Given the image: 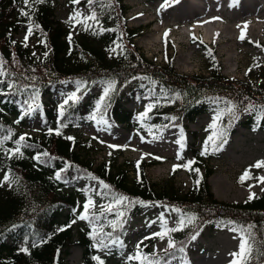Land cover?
Masks as SVG:
<instances>
[{"label": "trees", "instance_id": "16d2710c", "mask_svg": "<svg viewBox=\"0 0 264 264\" xmlns=\"http://www.w3.org/2000/svg\"><path fill=\"white\" fill-rule=\"evenodd\" d=\"M79 3L90 15L94 11L97 20L82 21L81 33L75 35L72 28L56 20L57 0L43 3L29 0L30 6L24 0H0V58L6 73L0 76V139L3 140L0 181H4L5 175L14 181H4L8 190L0 184V264H69L67 259L73 246L83 249L84 264H98L93 259L101 250L95 247L96 239L110 244L103 236L107 233L122 242L116 251L120 256L127 253V264H142V261L148 264L145 256L153 262L159 260L160 264L173 259L186 261L191 237L208 225L243 229L244 235L251 225L254 247L264 251V194L241 205H226L215 199L210 186L213 175L210 162L221 158V151L236 133V127L264 128V88L225 79L217 55L212 51L209 61L213 75L207 79L180 76L172 67L151 64L134 48L136 30L127 26L123 0H94L92 5L88 0H80ZM22 11L28 15H22ZM29 25L31 33L38 38L36 51L40 56L16 39L21 31H29ZM135 78H144L147 84H136L126 92L125 88ZM65 82L72 86L73 94L79 99L75 103L69 101L61 115L60 106L50 97ZM109 83L114 84V90L104 97ZM154 85L158 86V92L153 90ZM99 86L104 87L103 92L92 94L91 90ZM86 94L89 98L84 102ZM46 98L48 101L44 102ZM124 100L146 102L139 111L130 112L124 108ZM25 101L32 103L35 111L27 112ZM144 113L147 115L140 119ZM35 115L43 118V135L26 137L19 145L22 156L9 153L8 149L18 147L16 141L23 135L21 128L25 121ZM203 115L213 121L203 130L204 145L193 149L183 162L186 165L194 161L188 168L182 165L191 181L185 194L176 192L173 186L160 187L151 181L147 171L159 163L141 161L139 169L137 162L96 165L87 156L88 151L84 148L79 151L84 147L81 142L67 139L82 125L94 124L105 117L137 135H145L174 127L185 129V122L194 123ZM57 130L61 135H56ZM206 144L207 153L202 154ZM45 152L49 155H43ZM37 155L39 160L35 159ZM91 181H103L109 187L92 188ZM119 196L144 204L116 205L115 199ZM89 199L95 205L87 213L91 223L84 220L85 226L76 232L73 221H83L78 217L84 214V205ZM109 204L113 205V211L101 215L102 207L98 206L106 208ZM145 205L174 212V227L178 226L180 216L172 209L178 208L198 219L193 224L186 222L182 230L166 234L176 245L166 253H153L152 242L131 249L123 241V228ZM120 211L125 213L122 219L126 222L113 229L110 222L116 220L119 225L116 213ZM93 229H96V239ZM25 248L27 252L23 251ZM181 248L183 252L179 251ZM137 254L141 259H128ZM102 260L109 264L108 259ZM250 264H264V256H258Z\"/></svg>", "mask_w": 264, "mask_h": 264}, {"label": "rangeland", "instance_id": "374dc122", "mask_svg": "<svg viewBox=\"0 0 264 264\" xmlns=\"http://www.w3.org/2000/svg\"><path fill=\"white\" fill-rule=\"evenodd\" d=\"M123 1L127 8V26L136 30L134 48L149 63L160 67H172L180 76L207 79L213 75L208 53L211 50L217 55L225 79L264 88V0H179V3L174 0ZM75 13L80 15L74 16ZM205 14H210L213 18L200 19L199 26L196 25L195 23L199 21L198 17ZM89 15L87 9L79 3H73V0H57L56 20L65 27L72 28L71 32L75 35L81 33V22ZM242 33L243 40L240 39ZM26 36L27 41H25ZM16 39L26 43L34 51L39 49L38 38L32 33L29 34L27 30L21 31ZM35 53L40 56L39 52ZM11 67L17 68L15 65ZM136 84L145 86L147 82L144 78L133 79L125 91L128 92ZM103 88L99 86L92 92L99 94L103 92ZM153 90L158 92V86L154 85ZM72 95V86L64 84L57 87L50 99L60 106ZM88 98L89 95L84 96L83 101ZM45 101L48 99L46 98ZM76 101L78 100L73 102ZM145 102L146 100L142 103L124 100L123 104L125 110L136 112L145 106ZM102 120H107L108 124L98 121L94 124L82 125L69 134V137L83 144L84 147H80L79 151L83 148L88 151L87 156L95 161L96 165L107 163L119 166L141 161L159 163L147 171L151 181L160 187L173 186L174 190L181 194L188 192L191 181L182 168V161L191 156L190 151L204 145L206 134L203 130L211 123L210 116H201L194 124L185 122L184 125H188L186 130L171 129L165 133L159 131L144 136H137L132 129L124 125L111 123L108 117ZM42 124L41 116H31L25 121L21 133L28 138H39L44 133ZM194 134L198 136L195 137ZM257 135L263 138L261 142L264 143V130L251 131L242 126L237 127L233 140L222 150L221 158L210 162L213 170L210 186L218 202L226 205H241L252 193H255L253 198L264 194V183L259 179L264 177V167H251L256 164L252 161L253 164L247 162L248 166L235 161L241 152V155L246 156L243 162L247 161L248 156L243 153L242 146L239 149V143L236 142L240 138L245 139L246 142L253 139L254 142L250 143L256 144ZM254 146L256 145L252 147ZM257 151H259L257 155H261L264 159V144ZM174 165L180 167L174 171ZM246 169H250L251 178L245 177L244 183L241 184L240 177ZM0 184L6 185V190L9 189L4 181H0ZM90 186L97 188L102 187V184L92 181ZM224 187L227 188L226 191ZM161 213L168 221V228H173L174 212L149 205L125 225L126 245L136 249L138 245L152 242L153 253L170 251L172 248L168 247L169 236L165 235L161 239L153 235L163 231L159 219ZM85 224V221L77 222L74 225L76 232ZM239 243L240 235L231 228L206 227L195 240H192L188 248L187 261L182 263L173 260L170 264H231L234 258L230 254L239 251ZM117 247L118 244L111 245L110 249L101 251L100 258H109V264H125L126 253L120 256L116 251ZM67 261L69 264H84L83 250L79 246H73Z\"/></svg>", "mask_w": 264, "mask_h": 264}, {"label": "snow or ice", "instance_id": "6c2138e0", "mask_svg": "<svg viewBox=\"0 0 264 264\" xmlns=\"http://www.w3.org/2000/svg\"><path fill=\"white\" fill-rule=\"evenodd\" d=\"M43 2H44V0H35V3H43ZM79 2H80V0H73V3H79ZM93 2H94V0H88V4L89 5H92ZM174 2L179 3V0H174ZM24 3H25L26 6H30L29 0H24ZM22 15L27 16L28 13L26 11H22ZM79 15H80V13H75L74 14V16H79ZM84 20L85 21H87V20L96 21L97 20L96 13L93 11L90 16L84 17ZM109 31H111V30H109ZM31 32H32V26L29 25V34H31ZM165 35H167V33ZM240 39L241 40L244 39L243 33L241 34ZM25 41H27V36L25 37ZM25 46H27L26 43H25ZM209 55H211V50H209ZM3 63H4V61L2 60V58H0V76L6 75V73L3 71ZM249 71H251V69H249ZM0 82H2V81H0ZM12 86L15 87V85H12ZM112 90H114V84L113 83H109L108 87L105 88V90H104V97H107L109 95V92L112 91ZM102 99H103V97H102ZM69 100L75 101V100H78V97L75 94H73L72 96H70V97H68L67 99L64 100L63 104L60 105L61 115H63L64 106L69 103ZM25 103H27V105H28L27 106V112L30 113V112L35 111V108H33V104L32 103H28L27 101H25ZM33 103H35V100H33ZM148 107H149V110H150L152 106L149 105ZM36 108H39V104L38 103H36ZM228 111L231 112L232 109L229 108ZM146 115H147V113L142 114L140 119H143L144 116H146ZM93 119H95V117H93ZM173 119H175V118H173ZM99 123H103V124L107 125L108 121L107 120H101V121H99ZM212 126L215 127V125H212ZM51 131L52 130L50 129L49 132L51 133ZM56 135H61L59 130L56 131ZM155 138H159V137H155ZM3 139H8V137H4ZM25 139H26L25 135L20 136L19 139L16 141V144L18 145V147L16 149H8L7 151L9 153H11V154L19 153V155L22 156L23 153L20 151L19 145H21V142L25 141ZM67 139L73 140L74 138L73 137H67ZM209 140H212V137H209ZM2 143H3V140L0 139V146H2ZM23 146L24 147H30V145H27V144H24ZM181 146L183 147V145H181ZM112 147H115V146H112ZM214 150H216V149H214ZM206 153H207V144L205 145V150H204V152L202 154H206ZM43 155L48 156L49 154L47 152H45V153H43ZM35 159L39 160L40 156L37 155L35 157ZM157 159H160V158L157 157ZM192 163H194V161H189L188 164L183 165V167L188 168L189 165L192 164ZM177 167H180V166L179 165H174L173 166V170L175 171V169ZM251 167L262 168V167H264V161H257L256 164L252 165ZM137 168L139 169V162L137 164ZM195 171L198 172L199 170L196 169ZM249 171H250V169H246L245 172L243 173V175L240 177V183L241 184L244 183L245 177L251 178V177H249ZM3 179H4V181L9 182V183H13L14 182V181L9 180V176L8 175H5ZM56 179H58V180L60 179V174L59 173H57ZM93 179H96V177H93ZM259 179H260V182L264 183V177H261ZM199 182L200 181L197 180L196 184L198 185ZM100 183L103 185L104 188H108L109 187L107 184H104L103 181H100ZM254 196H255V193H252L249 196L248 199L251 200V199H253ZM125 202H127L128 206H131L133 203L144 204L143 201H135V202H133L126 196H119V197H117L115 199V204L116 205H122ZM90 206L94 207L93 201L91 199H89V201L87 203H85V205H84V214H81L78 217L80 220H89V216L87 215V213L89 212ZM145 206H148V205H145ZM100 211H101V215H103L105 211L112 212L113 211V205L109 204V205H107L106 208L102 207ZM172 211H175L180 216L179 221H178V226L177 227H173V228H168V221L164 217V214L161 213L159 219H160L161 227H162L163 231L159 232V233H154L153 234L154 236H159L161 239H163L164 236L167 233H169V232H175V231L182 230V228L186 226V222H187V224H193L194 221L196 219H198L194 215L185 214V213L181 212V210L178 209V208L172 209ZM116 215H117V218L120 221V223L118 225L116 220L111 221L110 224L113 227V229H115L118 226L122 227L123 223L126 222V221H124L122 219L125 216L124 212H122V211L117 212ZM89 222L91 223V220H89ZM73 223H75V221H73ZM153 223H155V221H153ZM228 223L229 224H233L234 222L229 221ZM251 227L252 226L250 225L247 235L243 234V229L238 230L235 227H233L231 229L234 232L239 231L240 234H241L240 235L239 251L230 254L234 258L233 261L231 262V264H250V262L253 259L258 258V256H264V251H261L260 249H257V248L254 247V245H255V237H254V234L250 231ZM60 230L62 231L63 229H60ZM95 232H96V229H93V238L94 239H96ZM198 234H199V232L194 234L191 237V239L195 240L197 238ZM103 236H104V238H106V239H108L110 241V244L109 243H104L103 239H96L95 247H97L98 249H101V250L102 249H110V245H117V244H120L122 246V242H120L118 238H113L111 233L103 234ZM138 247H139V245H138ZM168 247L169 248H175L176 247L175 243L171 240L170 237H169ZM23 251L27 252L28 249L25 248V249H23ZM179 251L183 252L184 249L181 248V249H179ZM93 259L98 261V264H104V261L99 256H95V257H93ZM128 259H130V260L131 259L139 260L141 258H140V255L137 254V256L128 257ZM144 260H146L148 262V264H160L159 260H156V261L153 262L152 260H148L147 256L144 257ZM142 264H143V261H142ZM164 264H170V261L166 260V261H164Z\"/></svg>", "mask_w": 264, "mask_h": 264}, {"label": "bare ground", "instance_id": "6f19581e", "mask_svg": "<svg viewBox=\"0 0 264 264\" xmlns=\"http://www.w3.org/2000/svg\"><path fill=\"white\" fill-rule=\"evenodd\" d=\"M190 16H191V14H190ZM190 16L188 17V18H190ZM208 18H213V16L212 15H210V14H205V15H200L199 17H198V19L197 20H199L197 23H195L196 25H198L199 26V24H200V22H201V20H206V19H208ZM201 19V20H200ZM190 21H191V19H189ZM193 21V20H192ZM238 27H241V26H238ZM255 139H256V144H254V143H250V142H254L253 141V139H252V141H247L246 142V140L245 139H242V138H240V140H238L236 143L239 145V149L241 148V146L243 147V153H246V154H248V156H247V161L246 162H243V159H244V157H246V156H244V155H241V153H240V151H238L239 153H240V155L239 156H237V158L235 159V161L236 162H238L239 164H242V165H246L247 164V162L248 161H250V164H253L252 162H257V161H262V160H264L263 159V157L260 155V156H258L257 155V153H259V151H257V150H259L260 148H261V146L264 144L263 142H261L262 141V139L263 138H261V136L260 135H257V137H255ZM253 145H256V146H254V147H252ZM252 161V162H251ZM246 166H248V165H246ZM257 170V169H256ZM256 174V173H255ZM224 183V182H223ZM225 184V183H224ZM223 186V185H222ZM232 186V185H231ZM229 189H231V187H229ZM224 190L226 191L227 190V188L226 187H224ZM236 251H237V248H236ZM167 252V251H166ZM165 252V253H166Z\"/></svg>", "mask_w": 264, "mask_h": 264}]
</instances>
